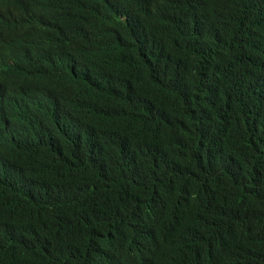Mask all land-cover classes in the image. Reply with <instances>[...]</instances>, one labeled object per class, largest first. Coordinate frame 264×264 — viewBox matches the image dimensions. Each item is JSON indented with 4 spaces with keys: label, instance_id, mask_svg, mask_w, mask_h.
I'll use <instances>...</instances> for the list:
<instances>
[{
    "label": "trees",
    "instance_id": "obj_1",
    "mask_svg": "<svg viewBox=\"0 0 264 264\" xmlns=\"http://www.w3.org/2000/svg\"><path fill=\"white\" fill-rule=\"evenodd\" d=\"M0 264H264V0H0Z\"/></svg>",
    "mask_w": 264,
    "mask_h": 264
}]
</instances>
